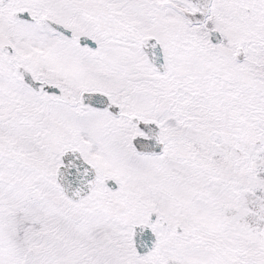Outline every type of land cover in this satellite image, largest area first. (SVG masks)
<instances>
[{
    "label": "snow or ice",
    "instance_id": "obj_1",
    "mask_svg": "<svg viewBox=\"0 0 264 264\" xmlns=\"http://www.w3.org/2000/svg\"><path fill=\"white\" fill-rule=\"evenodd\" d=\"M0 264H264V0H0Z\"/></svg>",
    "mask_w": 264,
    "mask_h": 264
}]
</instances>
